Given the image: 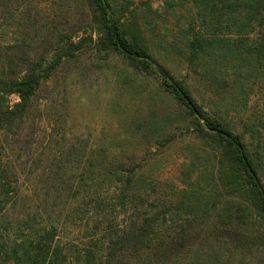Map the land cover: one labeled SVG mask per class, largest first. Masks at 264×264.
I'll list each match as a JSON object with an SVG mask.
<instances>
[{"label": "trees", "instance_id": "16d2710c", "mask_svg": "<svg viewBox=\"0 0 264 264\" xmlns=\"http://www.w3.org/2000/svg\"><path fill=\"white\" fill-rule=\"evenodd\" d=\"M48 1L33 11L32 0H0V264H264V119L232 111L264 83V0H188L186 24L172 26L170 45L212 89L209 104L156 59L150 5L139 17L116 0H83L92 30L75 36L43 20ZM116 60L158 76L212 155L215 184L190 207L196 224L213 213L211 223L154 238L139 170L75 127L73 91ZM117 207L139 214L114 230Z\"/></svg>", "mask_w": 264, "mask_h": 264}, {"label": "rangeland", "instance_id": "374dc122", "mask_svg": "<svg viewBox=\"0 0 264 264\" xmlns=\"http://www.w3.org/2000/svg\"><path fill=\"white\" fill-rule=\"evenodd\" d=\"M40 1L32 0L33 11L40 7ZM116 1L119 5L129 6L130 11L137 12L139 17L147 15V5L159 12L150 26L151 46L156 59L167 66L177 79L188 82L196 96L209 104L212 89L205 87L202 75L191 70L178 49L170 45L174 37L172 26L177 33L179 29L175 27L182 28L186 24L188 0H182V3L177 1L174 6L170 5L171 0ZM45 8L47 11L42 12L45 22L64 24L75 36L92 30L90 21L83 12V0H49ZM175 9L178 10L177 13H173ZM2 18L0 15L1 23ZM84 62L88 60L85 59ZM80 64L74 65L75 71L80 72L86 65ZM109 68L98 79L90 74L85 81L86 87L73 91L75 127L93 130L94 143L98 148L122 150L121 156L126 159L127 168L139 170V175L148 184L147 186L143 182L147 186L143 200L150 198L142 214L147 212L156 214L157 217L154 238L162 236L165 229L179 233L181 226H189L187 220L193 225L204 226L211 223L213 213L202 216L196 224L193 220L195 209L190 208L194 207L192 198L197 194V188L207 194L213 188L215 162L212 155L204 154L201 142L189 130V117L173 99L160 91L158 76H140L118 60L112 62ZM68 81L70 82L69 79ZM11 102L16 103L17 98L12 97ZM232 111L252 114L263 120L264 83L256 86L255 97L249 106L238 103ZM167 135H172V143L166 144L161 140ZM261 152L260 163L264 169V150ZM111 154L109 153L110 156ZM132 208L114 209L110 216V226L116 230L129 220V216H137L139 213L134 212L133 215ZM186 256H189L190 262L192 252Z\"/></svg>", "mask_w": 264, "mask_h": 264}]
</instances>
